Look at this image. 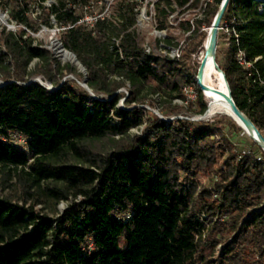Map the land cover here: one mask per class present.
<instances>
[{
	"label": "trees",
	"instance_id": "1",
	"mask_svg": "<svg viewBox=\"0 0 264 264\" xmlns=\"http://www.w3.org/2000/svg\"><path fill=\"white\" fill-rule=\"evenodd\" d=\"M260 1H228L216 52L224 39L227 48L219 68L237 108L264 134ZM31 2L0 0V11L35 32L28 16ZM221 2L153 4L159 31L167 29L168 18L177 11L203 15L192 24L179 21L190 45L179 59L154 56L139 44L134 1L41 5L44 25L55 21L63 48L86 69L87 86L113 96L107 101L67 82L59 87L52 74L59 71L58 63L25 30L0 33L5 50H0V74L4 82L13 81L0 88V191L11 190L0 195V264H261L250 252L264 255V152L258 147L260 156L239 158L229 133L217 122L166 123L142 108L116 106L122 98L127 107L144 105L146 92L186 100L183 88L191 87L195 96L188 109L203 115L208 103L184 60L205 41L202 28H210ZM174 39L167 34L165 42L175 47ZM240 55L251 67L240 63ZM34 59L45 65L29 74ZM6 61L12 72L3 66ZM63 69L76 74L69 66ZM33 74L59 88L24 85ZM126 83L128 96L118 92ZM142 124L144 133L131 138L129 131ZM13 137L23 139L25 148ZM214 174L217 181L210 187L201 185L200 176L211 179ZM60 202L67 205L58 215ZM38 205H44L41 212Z\"/></svg>",
	"mask_w": 264,
	"mask_h": 264
},
{
	"label": "rangeland",
	"instance_id": "2",
	"mask_svg": "<svg viewBox=\"0 0 264 264\" xmlns=\"http://www.w3.org/2000/svg\"><path fill=\"white\" fill-rule=\"evenodd\" d=\"M56 0H45L44 2H40L39 0H32L31 2V12L29 13V18L33 22L34 27L36 28V31L33 32L31 30L26 29L23 26L16 25L13 21L10 20L9 16L5 12L0 11V33L5 31H11L13 33L18 32L19 30H25L26 33L31 36L34 39V45L39 46L42 49L47 50L51 58L56 60L59 66L58 72H52L53 76H55V79L59 81V86L62 85L64 82L70 83L73 86H77L83 90V86L81 85L84 80H87V72L86 69L83 67L81 68L80 64L79 66H76L72 64L69 61H65L62 59L61 55H59L55 50V44H58L59 46H62V43L60 41V34L61 30L57 27L54 20H51V27H47L44 25V22L46 20V12L43 11L41 8V5L44 7H48L55 3ZM106 1V0H102ZM137 3L136 6V33L138 36V42L141 46H143L147 53L152 54L154 56L158 57H169L172 59V52L174 50H179L180 57L184 54L185 51H187L190 48L189 42L186 40V36L188 34H184L181 29L178 26L179 21L189 20L191 24L194 22L195 19L202 20L203 15L201 11H188L185 13H180V11H177L173 15H171L168 18L167 22V29L165 31H159L156 28V21L154 19V11H153V4L156 2V0H130ZM260 12H264V0L260 1ZM106 10L105 13L109 14L111 12V1L106 2ZM97 12V10H96ZM92 19L91 17L87 16V21L90 22ZM228 28V24H226L223 29L221 30V34H225L226 29ZM203 31L208 33V29L202 28ZM167 34L169 36L174 37L173 40L174 44H177V46L172 47L166 44L165 40L167 39ZM222 36V35H221ZM207 37V36H206ZM206 40V39H205ZM203 44L198 48L197 52L190 57L186 58L184 60V63L189 68V72L193 80L196 78L197 70L200 65V58L203 55ZM63 47V46H62ZM227 44L224 42V39H220L219 45L217 46V52L216 57L218 60V65H222L224 62V56L226 52ZM201 49V51H200ZM0 50L2 52H5L4 48L2 47V41H1V35H0ZM200 51V52H199ZM179 57V58H180ZM178 58V59H179ZM177 59V58H176ZM9 61H6L3 66H6L9 68V71H13V67L9 66ZM42 62H40L37 59H34L28 66L27 72L29 74L36 72V70L39 67H43ZM65 66H69L70 68L74 69L76 71V74H67L65 70L63 69ZM111 78V77H110ZM37 80L41 79L42 81L48 82L51 84L49 80L44 78L42 75L39 74H33L30 77H28V80L26 83H28L31 80ZM118 79V78H115ZM4 83V80L0 74V84ZM24 83V84H26ZM53 87V85L51 84ZM86 91V90H85ZM120 94H124L125 96L129 95L130 89L129 84L126 83L124 87H122L120 90H118ZM146 92V91H145ZM89 94V93H88ZM94 96L97 97V99L100 100H109L110 97L104 95V94H98L93 93ZM144 94V93H143ZM90 95V94H89ZM148 102H146L144 105H132L131 107H127L124 103V98L120 99L117 103V108L129 110L134 107L142 108L145 111H148L149 113L154 114L157 118L160 120L170 123L175 122L177 120H188L192 123H202V124H211L213 122H217L220 126L225 127L226 132L228 134V138L230 139V142L233 146V153L239 156L242 150H248L249 153H255L257 156H260L258 145L249 137L247 136L229 117L226 115H217L210 119L205 120H198L197 117L200 115H194L192 112L188 109L190 102H194L193 99L188 98L186 100L173 98L170 99L167 97L163 92H146L145 93ZM231 121L235 125V127H232ZM145 124L136 126L132 128L129 131V135L131 138L134 136H140L144 133ZM240 129L241 131L237 130ZM119 138V137H116ZM14 143L21 147L22 149L25 148V141L19 137H13ZM259 149L262 151V149L259 147ZM1 176V175H0ZM214 174L211 179L206 178L205 176H200L199 180L201 182V185L210 187L211 182L217 181V178ZM213 179V180H212ZM212 180V181H211ZM14 182V181H12ZM13 190V189H12ZM11 190H5L0 191V195L8 194V192ZM66 202H60L57 206L58 215H60L65 209H66ZM264 207V204H263ZM44 208V205H38L36 206V210L41 212V210ZM44 213H49L48 209H44ZM50 214V213H49ZM57 215V216H58ZM51 217L54 215L50 214ZM219 250H221V246H217L215 250L214 258L219 256ZM251 251V250H250ZM250 258L254 260H258L261 262V264H264V255L263 257H260L257 251H251L250 252Z\"/></svg>",
	"mask_w": 264,
	"mask_h": 264
},
{
	"label": "bare ground",
	"instance_id": "3",
	"mask_svg": "<svg viewBox=\"0 0 264 264\" xmlns=\"http://www.w3.org/2000/svg\"><path fill=\"white\" fill-rule=\"evenodd\" d=\"M209 32H210V28L208 30L207 37ZM207 37L203 46V55L200 58V64L205 57L204 50L207 45ZM55 50L59 55H61L63 60L69 61L72 64L79 66L80 63L77 61V59L70 51L66 50L62 46H59L58 44H55ZM81 68H83V66H81ZM201 81L202 84L204 86H207L208 89L203 93V96L207 101V103H210V109L202 119L203 120L210 119L220 114L222 115L228 114L234 118L229 103L224 99L223 95L214 92V90H219V92H221L222 94H227L228 89L225 80L223 78V75L216 68L215 61H213V57L211 54H209L207 58V62L203 68ZM36 82H40L47 88L51 89V86L48 82L42 81L41 79H37ZM83 84L84 83L82 82L81 85ZM197 118L199 119V117ZM237 125L247 136H249L251 139H255L261 145V148L264 151V142L255 132H252L249 129H247L239 120H237Z\"/></svg>",
	"mask_w": 264,
	"mask_h": 264
},
{
	"label": "water",
	"instance_id": "4",
	"mask_svg": "<svg viewBox=\"0 0 264 264\" xmlns=\"http://www.w3.org/2000/svg\"><path fill=\"white\" fill-rule=\"evenodd\" d=\"M228 1L229 0H222L220 6H219V9L214 17V20L210 26V32L208 34V37H207V45H206V48L204 50V53H205V57L203 59V61L201 62V64L199 65L198 67V70H197V74H196V78H195V83L196 85L198 86V88L204 93L205 91H207V86H204L202 84V72H203V68L207 62V58L209 56V54L212 55L213 57V61H215V65H216V68L220 71V73L223 75V78L225 80V83L227 85V89H228V93L227 94H222L221 92H219V90H214V92L216 93H219L221 95H223L224 99L229 103V106H230V109L234 115V118L228 114H225L227 117H229L236 125H237V120H239L247 129H249L250 131L252 132H255L261 139L262 141L264 142V134L262 132H260L256 127L255 125L253 124V122H251V120H249L247 118V116L241 112L237 106L235 105L234 101H233V98L231 96V91H230V88H229V85H228V82L225 78V74L222 70H220L219 68V65L217 64L216 62V43H217V34H218V30L220 29V22H221V18L223 16V13L226 9V6L228 4ZM74 57L76 58L75 54L73 52H71ZM78 61V60H77ZM79 62V61H78ZM80 63V62H79ZM82 66V65H81ZM10 83H13V81H7V82H4V83H1L0 84V88L1 87H4L5 85L7 84H10ZM34 83H38L39 85L43 86L44 88H46L47 90L49 91H54L55 89H58V88H54L51 86V89L47 88L46 86H44L43 84H41L40 82H36V80H31L29 81L28 83L24 84V85H31V84H34ZM84 84L82 85L83 88H85V90L90 94V96L93 98V99H97L96 96H94L93 92L89 89V87L87 86V80L85 79ZM113 98L110 97L109 100H111ZM210 109V103L207 104V108H206V111L204 112L203 115H200L199 116V119L198 120H202V118L206 115V113L209 111ZM238 126V125H237ZM239 127V126H238ZM240 128V127H239ZM260 148H261V145L255 140V139H252ZM262 149V148H261ZM263 151V150H262ZM264 152V151H263Z\"/></svg>",
	"mask_w": 264,
	"mask_h": 264
},
{
	"label": "built area",
	"instance_id": "5",
	"mask_svg": "<svg viewBox=\"0 0 264 264\" xmlns=\"http://www.w3.org/2000/svg\"><path fill=\"white\" fill-rule=\"evenodd\" d=\"M241 57L239 58L240 59V63L243 64L244 66L246 67H251V63L249 62H246L245 61V57L243 55H240ZM180 57V52L179 50H174L172 52V59H178ZM183 93H184V96L188 99H193L194 96H195V93L193 91V89L191 87H184L183 88ZM249 151L248 150H242L241 153L239 154V158H241L242 156L248 154Z\"/></svg>",
	"mask_w": 264,
	"mask_h": 264
}]
</instances>
